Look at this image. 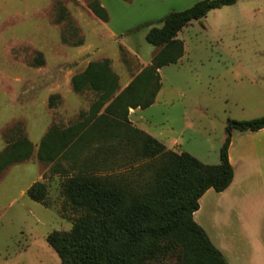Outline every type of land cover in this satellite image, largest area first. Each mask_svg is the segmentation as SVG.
Returning <instances> with one entry per match:
<instances>
[{
  "label": "rangeland",
  "instance_id": "374dc122",
  "mask_svg": "<svg viewBox=\"0 0 264 264\" xmlns=\"http://www.w3.org/2000/svg\"><path fill=\"white\" fill-rule=\"evenodd\" d=\"M92 1L0 0V152L20 129L35 147L29 159L0 173V264H62L48 236L71 230L82 213L67 201L62 184L88 153L59 159L56 172L55 162L36 155L53 125L76 123L98 98L94 91L75 92L72 77L91 61L107 59L120 89L126 88L161 49L147 42L148 31L200 0H103L108 22L92 12ZM178 38L183 57L158 69L154 104L130 107L129 120L168 150L218 164L228 122L264 116V0L211 10ZM229 154L234 183L221 192L209 189L194 219L230 264H264V128L234 130ZM122 161L113 164L115 173L142 164L121 167ZM153 161L141 167L155 182ZM35 182L46 185L45 201L28 195Z\"/></svg>",
  "mask_w": 264,
  "mask_h": 264
},
{
  "label": "trees",
  "instance_id": "16d2710c",
  "mask_svg": "<svg viewBox=\"0 0 264 264\" xmlns=\"http://www.w3.org/2000/svg\"><path fill=\"white\" fill-rule=\"evenodd\" d=\"M238 1L200 0L168 13L162 27H153L146 34L148 43L161 47L153 64L122 90L107 59L91 61L72 77L75 92L94 91L98 98L89 111L81 112L76 123L68 127L53 125L36 151L41 161L55 162L52 172L58 170L59 159H76L80 153H88L77 172H65L62 184L67 201L82 213L71 230L54 231L48 236L62 264H230L196 222L194 213L209 189L224 191L234 180L229 156L233 131H259L264 128V116L230 120L220 161L208 164L187 151L168 150L162 141L132 125L129 108L154 104L161 86L158 69L177 63L185 53L184 41L178 38L185 26L206 17L211 10ZM89 8L102 21H109L100 0L90 2ZM16 131L0 152V173L35 153L23 130ZM119 157L123 160L121 167L142 164L135 165L131 173H115L112 166ZM149 160L156 163L155 182L142 175L145 170L141 166ZM27 193L42 202L47 187L35 182Z\"/></svg>",
  "mask_w": 264,
  "mask_h": 264
},
{
  "label": "crops",
  "instance_id": "0c3cea01",
  "mask_svg": "<svg viewBox=\"0 0 264 264\" xmlns=\"http://www.w3.org/2000/svg\"><path fill=\"white\" fill-rule=\"evenodd\" d=\"M100 2H101V4L106 8V6H105V4H104V1H103V0H100ZM137 53H138V52H137ZM138 54L141 55L140 53H138ZM229 156H230V154H229ZM230 160H231V159H230ZM234 180H235V176H234ZM234 180H233V182L231 183V185H230L228 188H230V187L232 186V184L234 183ZM228 188H227V189H228ZM227 189H226V190H227ZM202 197H203V196H202ZM202 197H201V198H202ZM222 252H223V251H222ZM223 253H224V252H223ZM224 255H225V254H224Z\"/></svg>",
  "mask_w": 264,
  "mask_h": 264
}]
</instances>
